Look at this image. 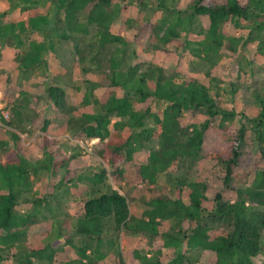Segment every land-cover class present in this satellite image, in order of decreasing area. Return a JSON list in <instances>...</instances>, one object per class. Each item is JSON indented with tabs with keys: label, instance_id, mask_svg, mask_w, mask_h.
<instances>
[{
	"label": "trees",
	"instance_id": "obj_1",
	"mask_svg": "<svg viewBox=\"0 0 264 264\" xmlns=\"http://www.w3.org/2000/svg\"><path fill=\"white\" fill-rule=\"evenodd\" d=\"M39 2H50L52 10L62 14L68 31L49 33L53 18L47 12L14 17L16 7L25 11ZM132 3L148 11L143 21V16L126 12ZM4 6L0 7V18H7V22L0 24L3 43L22 48L26 44L25 31L42 32L41 38L31 39L27 48L0 67L2 98L12 107L11 120L3 115L0 119L21 131L24 122L33 130L48 131L61 120L53 109L63 111L68 96L65 87L49 84L48 108L22 111L28 101H20L11 93L12 71L46 64L45 54L53 47V39L88 32L89 26L95 28L101 45L127 44L124 33L135 28L133 37L147 47L165 49L171 40L179 39L193 55L209 60L224 53L246 55L249 42L254 40L256 50L264 54V0H6ZM202 15L208 17L207 26ZM118 17L120 24L114 32L111 27ZM229 26L249 30L246 36L227 33ZM75 48L79 52L77 45ZM143 65L141 61L124 64L114 55L108 72L98 65L92 68L82 64L85 73L100 72L97 83L102 98L97 100L98 110L62 119V130L82 128L87 137H99L92 148L107 166L101 165L93 174L80 177L89 184L74 195L81 214L69 230L64 246L75 247L76 255L63 264H105L107 248L112 247L116 253L112 264H198L189 254L193 250L210 251L216 264H257L256 256L264 251V166L239 176L235 169L249 130L264 155V80L253 87L241 80L228 82L226 89L242 101L239 110L237 105L225 104L226 90L222 91L219 85L213 89L196 77H178L162 65ZM198 113L204 115L202 121L182 122L184 115ZM213 128H221L231 137L225 148L206 154L222 163L221 183L209 173L190 178L185 174L178 179L174 193L161 191L148 198L140 191L130 193L134 181L155 182L159 173L178 167L185 158L201 155ZM8 133L9 140H0V263L14 257L20 264H53L58 251L54 238L67 232H61L57 221L50 220L41 209L52 208L47 194L49 185L37 195L22 192L34 189L33 173L38 174L39 169L46 170V176L51 177L58 167H63L64 175L58 180L63 183L70 172L69 158L56 161L49 150L45 156L29 160L20 134L14 129ZM51 141L55 139H46V144ZM143 148L148 151L147 159L136 163L135 154ZM71 180L69 177L66 181ZM71 185L75 186V182ZM27 202L32 203L31 210L20 207ZM219 225L222 231L213 232ZM123 230L147 232L151 239L159 236L161 241L155 250L147 252L132 248L131 257L125 260V244L122 242L120 249L118 241ZM74 236L81 237L82 243L74 244ZM162 247L173 251L166 256Z\"/></svg>",
	"mask_w": 264,
	"mask_h": 264
},
{
	"label": "rangeland",
	"instance_id": "obj_2",
	"mask_svg": "<svg viewBox=\"0 0 264 264\" xmlns=\"http://www.w3.org/2000/svg\"><path fill=\"white\" fill-rule=\"evenodd\" d=\"M5 1L0 0V7L4 6ZM32 11L35 13L47 12L49 16H52L53 19L50 23L49 33L54 34L60 31H68L62 14L57 15L52 10L50 2H47L46 5H43L41 2L36 3L29 6L25 11L21 7H18L14 16L19 19L24 18ZM126 12L133 16H143L142 21L146 17L145 14H149L148 11L146 12L133 3L128 5ZM201 20L205 26L208 25L209 20L206 15H202ZM3 22H7L6 17L0 18V24ZM119 24L120 18L118 17L113 21L111 30L117 31ZM248 30L249 28L247 27L233 28L229 26L227 33L246 36ZM136 31L137 29L133 28L124 33V36L128 39L127 44L120 42L99 44L94 34L95 28L93 26H89L88 32L75 33L77 36L53 39V47L45 54L46 64H38L26 70L15 69L12 71L10 80L11 93L14 97H18L20 101H28V106L22 111H29L34 108H48L46 87L49 84L58 83L66 88L68 96L67 106L63 111L53 109L59 116V119H67L69 116L77 115L84 111L98 110L100 103L97 100L102 98V94L101 90L98 89L97 82L101 74L95 70L83 72L82 64L91 66L92 68L98 65L100 69H105L108 72L112 55L118 59H122V63L124 64L141 61L144 63L143 66L148 63L162 65L168 72L175 73L178 77H196L212 85L213 89L216 88L215 85H219L221 89L226 90L223 91L222 89L225 104L228 106L237 105L239 110L243 107L241 106L242 101L239 95L233 98L229 90L226 89L228 88V82L231 80H241L246 85L253 87L260 85L261 81L264 80V54L256 50V40L249 42V49L245 53L246 55L234 56L224 53L215 60H209L193 55L180 44L179 39L171 40L165 49L147 47L145 42L136 41L133 37ZM41 33V31L37 30L25 31L23 38L26 44L22 48L7 45L0 39V67H4L19 50L27 48L31 39L41 38ZM75 45L80 49L79 52L75 48ZM81 56H84V58H81ZM236 99L238 102L235 101ZM11 108L2 98L0 91V115H3L8 121L11 120ZM203 119L204 115L201 113L196 115L186 114L182 117V122L187 124L200 122ZM61 120H57L49 127L48 131L44 132L33 130L31 125L26 122L23 123L22 131L17 130L13 126L4 124L0 119V140H9L10 135L8 130H16L20 134L21 146L29 160H35L36 156H45L49 150L55 154L54 159L56 161L62 160L65 162L69 158L67 166L70 172L64 176L63 183H58L60 177L64 175L63 167H58L57 173L51 177L46 176V170L39 169L37 171L38 174L33 173L35 177L34 189H24L22 192L29 195H37L43 187L45 190L46 184L47 186L49 185L50 192L47 194L50 196L52 208L49 209L43 206L41 209L50 220L57 221L61 232H67L66 235L54 238L53 244L58 247V251L53 264H63L65 260L76 255L75 247L65 249L64 246L66 245L67 236L70 235L68 233L69 230L75 224L77 216L81 214L74 195H79L77 190L80 193L85 184H89L87 179H81L80 177L84 178L86 175L93 174L96 168L101 165L107 166L103 158L97 155L92 148L99 140V137H87L82 128L77 130L66 128L62 130L65 124ZM230 138V134L221 128L211 129L201 149V155L185 158L178 167L169 168L159 173L155 182L145 180L134 181L129 187L130 193L140 191L146 198L151 195H157L161 191L169 192L172 190L171 193H174L177 188L178 179L185 174L190 178V176L196 177L200 176V174L209 173L212 179L221 183L224 174L222 163L208 158L206 154L214 149L225 148ZM46 139H55V141L46 144ZM247 139L244 151L240 156V164L235 169L237 176L243 175L248 171L251 172L257 166H264V155L259 150L258 144L254 140V133L251 130L248 132ZM147 155L148 151L145 148L137 151L135 154L136 163L146 161ZM69 177L72 180L67 182L66 180ZM108 181L113 187L118 188L112 180L109 179ZM72 182H75V186L71 185ZM120 191L122 190L120 189ZM20 207L25 210H31L33 205L27 202L20 204ZM212 231L216 233L222 231L221 225ZM52 232L53 230L51 234H54ZM160 239L159 236L151 239V235L147 232L123 230L119 234L118 241L120 249H122L120 244L124 242L125 248L122 251L126 256L124 257L125 260H128L127 258L131 257L132 248L140 249L141 252L155 250L161 241ZM72 241L74 244H81L82 238L74 236ZM107 249L108 255L105 264H112L116 258V253L113 247ZM172 251L169 247H162V253L166 256L170 255ZM189 254L198 260V264H216L210 251L193 250ZM256 261L257 264H264V251L256 256ZM0 264L20 263L17 258L12 257L3 260Z\"/></svg>",
	"mask_w": 264,
	"mask_h": 264
},
{
	"label": "crops",
	"instance_id": "obj_3",
	"mask_svg": "<svg viewBox=\"0 0 264 264\" xmlns=\"http://www.w3.org/2000/svg\"><path fill=\"white\" fill-rule=\"evenodd\" d=\"M3 7H5V6H1V8H3ZM17 9H18V7H16L14 10H13V15H16V11H17ZM31 14H34L35 12H30ZM29 13V14H30ZM15 18H16V16H14ZM16 19H19V18H16Z\"/></svg>",
	"mask_w": 264,
	"mask_h": 264
}]
</instances>
